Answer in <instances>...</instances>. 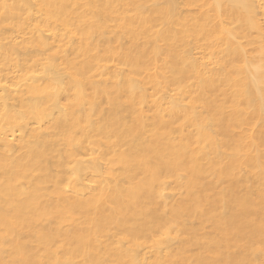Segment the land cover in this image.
I'll use <instances>...</instances> for the list:
<instances>
[{
  "label": "bare ground",
  "instance_id": "bare-ground-1",
  "mask_svg": "<svg viewBox=\"0 0 264 264\" xmlns=\"http://www.w3.org/2000/svg\"><path fill=\"white\" fill-rule=\"evenodd\" d=\"M0 264H264V0H0Z\"/></svg>",
  "mask_w": 264,
  "mask_h": 264
}]
</instances>
